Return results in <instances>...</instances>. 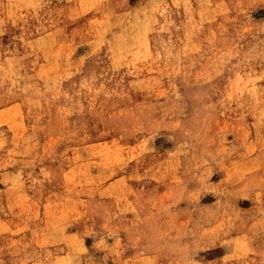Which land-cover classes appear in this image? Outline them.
<instances>
[{
    "label": "rangeland",
    "instance_id": "1",
    "mask_svg": "<svg viewBox=\"0 0 264 264\" xmlns=\"http://www.w3.org/2000/svg\"><path fill=\"white\" fill-rule=\"evenodd\" d=\"M0 264H264V0H0Z\"/></svg>",
    "mask_w": 264,
    "mask_h": 264
}]
</instances>
